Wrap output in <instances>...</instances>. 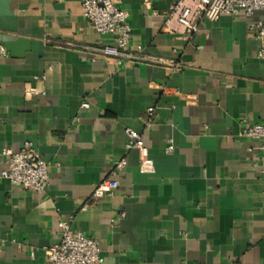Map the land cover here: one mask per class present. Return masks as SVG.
I'll return each instance as SVG.
<instances>
[{"label": "crops", "instance_id": "crops-1", "mask_svg": "<svg viewBox=\"0 0 264 264\" xmlns=\"http://www.w3.org/2000/svg\"><path fill=\"white\" fill-rule=\"evenodd\" d=\"M3 1L0 45L16 36L28 47L0 56V152L30 143L50 180L37 193L0 178V264H44L68 217L98 241L102 264H264V162L241 131L243 119L264 123V60L249 33L264 11L202 20L185 40L163 29L173 0H120L133 53L174 72L90 62L83 48L110 42L83 19L80 0ZM126 128L140 134L151 172L125 150ZM112 179L113 196L90 198Z\"/></svg>", "mask_w": 264, "mask_h": 264}, {"label": "built area", "instance_id": "built-area-1", "mask_svg": "<svg viewBox=\"0 0 264 264\" xmlns=\"http://www.w3.org/2000/svg\"><path fill=\"white\" fill-rule=\"evenodd\" d=\"M80 3L83 19L98 36L107 38L110 42L103 46L84 47L90 62H107L111 59L118 66L132 61L146 62L171 67L174 72H180V67L170 62L147 59L133 53L130 47L131 29L128 24V13L121 9L120 0H80ZM256 11H264V0H173L163 16V29L188 40L196 33L202 20L215 22L223 14L248 17ZM249 33L258 42L257 57L264 60V21L251 25ZM6 54L5 48L0 45V56ZM27 93L38 94L33 87H29ZM81 107L86 110L89 104L84 102ZM153 113V108L146 110L147 126L152 122ZM241 123L242 135L259 141L258 149L264 162V123L246 126L245 119ZM124 134L128 139L125 150H136L142 172H151L148 153L140 134L129 128L124 129ZM173 150L171 140H167L164 153L172 154ZM0 155L6 164V169L0 173L1 179L22 191L37 193L45 191L50 180L48 166L34 152L30 143L25 142L17 152L4 148ZM114 165L118 171L124 168L125 163L119 160ZM118 186V182L114 179L100 182L95 186L90 198L98 200L105 196H113ZM72 223V217L59 220L60 240L45 249L44 264H102L98 241L73 229Z\"/></svg>", "mask_w": 264, "mask_h": 264}, {"label": "water", "instance_id": "water-1", "mask_svg": "<svg viewBox=\"0 0 264 264\" xmlns=\"http://www.w3.org/2000/svg\"><path fill=\"white\" fill-rule=\"evenodd\" d=\"M9 15H10V11L8 10L7 1L1 2L0 4V22L1 23L0 24L5 22L6 18ZM11 32L16 34V29L13 28ZM1 42L3 43L5 49L11 54H16L19 48L25 49V47L28 45L27 39L16 37V36H4L1 39Z\"/></svg>", "mask_w": 264, "mask_h": 264}]
</instances>
